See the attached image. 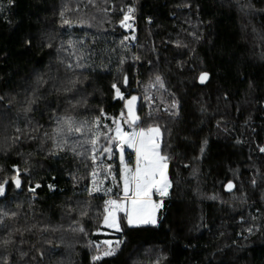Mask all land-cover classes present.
I'll return each instance as SVG.
<instances>
[{"label":"trees","instance_id":"obj_1","mask_svg":"<svg viewBox=\"0 0 264 264\" xmlns=\"http://www.w3.org/2000/svg\"><path fill=\"white\" fill-rule=\"evenodd\" d=\"M132 96L170 187L112 231L92 140ZM261 148L264 0H0V264H264Z\"/></svg>","mask_w":264,"mask_h":264},{"label":"snow or ice","instance_id":"obj_2","mask_svg":"<svg viewBox=\"0 0 264 264\" xmlns=\"http://www.w3.org/2000/svg\"><path fill=\"white\" fill-rule=\"evenodd\" d=\"M134 10L129 8L128 13L125 14L124 19L121 21V26H125L127 28H132L131 23H125L130 19V14ZM68 23V21H65ZM208 73H201L200 82L203 83L207 80ZM125 84H127V78L125 77ZM156 82L163 86L160 81V77H156ZM112 88L115 90L116 97L119 99H125L123 94L120 91V88L113 84ZM137 97L132 96L130 99L125 100V106L128 109L129 114L131 115L133 112L134 102ZM103 115V112H102ZM138 118L132 116L131 122L133 124L136 123ZM99 118H97V123ZM65 123H68L65 121ZM127 123V121H125ZM76 132H80V128L74 129ZM69 131H73L71 126L69 125ZM159 128H149L147 130L140 129L139 132H124L121 128L119 122H116L115 133L116 137L120 140L121 147V163L124 164L123 169L120 173V178L123 181V197L119 200H108L105 202L106 205H111V209L107 206L105 207V212L107 213L104 216V224L110 228H115L117 231L120 230L117 213L123 212L126 217L128 224H156L155 210L162 207L161 203H156L153 201V193H158L161 197L168 195V189L170 187V183L167 178V160L168 158L160 153V144L157 143V137L159 136ZM98 139L92 140L93 146H95L98 142ZM114 138L108 137L109 147L103 149L104 152L111 153L112 151V140ZM124 145L128 148H132L136 154V167L135 169H131L124 162ZM264 152V148L260 149ZM95 176L96 173H93ZM19 173L16 176L12 177V181L15 183L16 187L19 188L21 181L18 178ZM8 181H4L0 183V195H3L5 190V185ZM39 187V185H37ZM233 187L232 183L229 182L227 188L230 190ZM34 190V189H33ZM110 192L111 189H108ZM83 231V229H81ZM106 244L110 245V242L105 241ZM120 242H117V246ZM114 254V249L109 247L103 255L111 256ZM100 256H94L92 259L99 260Z\"/></svg>","mask_w":264,"mask_h":264},{"label":"rangeland","instance_id":"obj_3","mask_svg":"<svg viewBox=\"0 0 264 264\" xmlns=\"http://www.w3.org/2000/svg\"><path fill=\"white\" fill-rule=\"evenodd\" d=\"M125 23H128V21H126ZM123 29L127 32L130 31V28H127L125 26H123ZM125 121H127V123H125ZM116 122L120 123L121 128L124 132H128V133H131L133 131L139 132L140 129H142V128H134L131 124L130 118H128L125 115V113H123V111L120 110L117 113V115L112 118L111 126L106 127V129L104 131L100 129L99 134L96 137V139L99 138L97 144L93 147V155H94V158L96 161L95 169H94L93 173H96V175L95 176L93 175V177H92L91 188H97V189L98 188H105L106 192H109L108 189H111V191L109 192V193H111L113 191L112 183L114 181L116 168H117V171H118L117 173H118V176L120 179V189H119L118 194L114 195L112 197V200H119L124 195V193H123V181L120 178V173L124 167V164H122L121 161H119V158L114 155V153L116 152V148L121 147L120 140L118 138H115L116 137V133H115ZM150 128H156V127H150ZM147 129H149V128H147ZM147 129H145V130H147ZM108 137L114 138L112 140V145H111L112 151H111V153L103 151L104 148L109 147ZM157 143L160 144V132H159V136L157 137ZM123 147H124V152H123L124 153L123 154L124 162L128 165L129 168L134 170L136 167L135 151L132 148H128L126 145H124ZM128 152H130L133 156L132 162L127 160V155L129 154ZM109 159H111L112 161H108ZM155 194L156 193H153L152 199L156 203H161L163 198L167 197V196H164V197L160 196V198L156 199ZM107 207L109 209H111V206H107ZM158 210L159 209L155 210L156 220H157ZM106 214L107 213L105 212L104 216ZM121 214L124 215L125 222L128 224L126 215L123 212H118L117 213V219H118L120 229H121V224H120V215ZM102 225L108 230L117 231L115 228H110V227L106 226L104 224V218L102 221ZM136 225H143V224H134L131 226H136Z\"/></svg>","mask_w":264,"mask_h":264},{"label":"water","instance_id":"obj_4","mask_svg":"<svg viewBox=\"0 0 264 264\" xmlns=\"http://www.w3.org/2000/svg\"><path fill=\"white\" fill-rule=\"evenodd\" d=\"M202 73H205V72H202ZM207 73V72H206ZM200 76H201V73L198 75V83H200V84H203V83H205V82H203V83H201L200 82ZM208 79V78H207ZM136 107H137V99H136V101L134 102V106H133V112H132V114L130 115L129 114V112H128V109H127V107L125 106V109H126V111H127V114H128V117H132V116H134L135 115V111H136ZM116 152H117V154H118V158H119V161H121V152H120V147H118V148H116ZM232 183V182H231ZM229 184V182L228 183H226V185H225V190L226 191H230L228 188H227V185ZM233 185V184H232Z\"/></svg>","mask_w":264,"mask_h":264},{"label":"built area","instance_id":"obj_5","mask_svg":"<svg viewBox=\"0 0 264 264\" xmlns=\"http://www.w3.org/2000/svg\"><path fill=\"white\" fill-rule=\"evenodd\" d=\"M133 9V8H131ZM128 23L132 24V28H130L131 31H135L136 30V15L132 12L130 14V19L128 20ZM132 156H129V158H131ZM155 198H160V195L158 193L155 194ZM111 200L110 198L106 199V201ZM107 206H111V205H107Z\"/></svg>","mask_w":264,"mask_h":264},{"label":"crops","instance_id":"obj_6","mask_svg":"<svg viewBox=\"0 0 264 264\" xmlns=\"http://www.w3.org/2000/svg\"><path fill=\"white\" fill-rule=\"evenodd\" d=\"M128 153H130V152H128ZM129 156H132L131 153H130V155L129 154L127 155V158H129ZM132 158H133V156H132Z\"/></svg>","mask_w":264,"mask_h":264}]
</instances>
